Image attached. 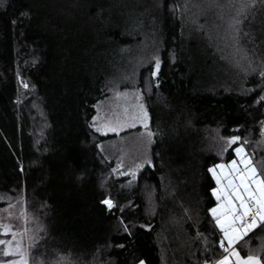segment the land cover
<instances>
[{
    "label": "trees",
    "instance_id": "16d2710c",
    "mask_svg": "<svg viewBox=\"0 0 264 264\" xmlns=\"http://www.w3.org/2000/svg\"><path fill=\"white\" fill-rule=\"evenodd\" d=\"M236 2L4 0L0 207L22 202L37 218L31 258L203 264L223 254L208 169L247 140L245 154L264 173V0L235 25L239 50L230 38ZM112 78L127 88L136 79L153 134L150 162L135 176L100 149L115 135L92 128ZM232 136L240 140L226 145ZM262 245L258 225L236 248L243 257Z\"/></svg>",
    "mask_w": 264,
    "mask_h": 264
},
{
    "label": "snow or ice",
    "instance_id": "6c2138e0",
    "mask_svg": "<svg viewBox=\"0 0 264 264\" xmlns=\"http://www.w3.org/2000/svg\"><path fill=\"white\" fill-rule=\"evenodd\" d=\"M3 4L4 0H0V6H3ZM254 6L255 0H238L234 5L236 8V18L233 20V28L236 34L230 38L233 40L234 44L237 45V50H239V29L235 28V25H239L241 23L239 17L244 16L247 11ZM22 15H27V13H23ZM154 59L155 66L151 73L153 78L157 76V72L161 65V61L158 57ZM255 71L256 70L253 69V72ZM260 76L264 78V69L260 70ZM25 87H27V85H25ZM137 99H139V96H137ZM260 99L264 100V96ZM139 107L142 112V118L146 121L147 112L143 111L144 105L141 104ZM146 126L145 124V127ZM110 130L116 131L115 128H111ZM97 131H99V129H97ZM147 135L149 137V143H151L153 134L149 131ZM261 136L264 138V121L261 122ZM239 140L240 138L238 136H232L225 141V144L233 145ZM247 143L248 141L245 140L240 147L234 148V151L240 157L239 163L243 165V168L237 167V161L235 160L228 166L233 173H239V175L235 177L239 180V184L230 182L228 188L231 189V191H228L224 196L217 195V189L212 190L213 195H216L218 201L222 198L227 201L224 206L218 204L217 207L209 209L222 233L220 248L223 250L224 254L219 260L215 261V264H262V261H264V245L255 251L249 249V254L243 257L237 251V248L234 247V245L242 241V239L258 225L264 226V173L258 174L256 168L252 166L250 159L246 158L243 145ZM146 163H148V161H146ZM140 167H143V165H137V168ZM215 167L223 169L225 165L220 164ZM113 171L115 172L116 170L113 169ZM208 171L213 173L214 178H216L213 168H209ZM129 174L135 176V171H130ZM220 182L221 181L217 179V184H220ZM240 189L243 191L241 192ZM233 199L237 203H233ZM101 203L106 205L109 210L115 207L114 202L108 197H105ZM9 207H11V205ZM253 208L256 209L255 214L252 213ZM22 218L25 225H27L29 221L26 211H22ZM121 223H123V221H121ZM39 230L38 228L36 231ZM127 230V227H125V231ZM0 235H10L12 237L11 240L0 239V255L11 257L10 259L0 260V264H43V262H37L34 258H31V250L35 246V241L37 239L31 229L24 227L21 231L17 232L12 230V225L0 223ZM18 236L19 239H17ZM26 239L32 241V243L25 246L24 240ZM59 259L62 264H68V261H70V254L67 258L61 256ZM141 264H143V262H141ZM205 264H208V262L206 261Z\"/></svg>",
    "mask_w": 264,
    "mask_h": 264
},
{
    "label": "rangeland",
    "instance_id": "374dc122",
    "mask_svg": "<svg viewBox=\"0 0 264 264\" xmlns=\"http://www.w3.org/2000/svg\"><path fill=\"white\" fill-rule=\"evenodd\" d=\"M231 1V4L236 2V0H227ZM238 1V0H237ZM219 2V1H218ZM237 3V2H236ZM235 3V4H236ZM234 4V5H235ZM155 66V60L154 64ZM153 66V68H154ZM136 80V79H135ZM132 81V85L127 87H120L124 79L120 78H112L108 81L106 85L107 96L100 100L96 105V113L92 119V128L101 134H114L117 138L115 142V146L113 149L115 150V154L122 158H127L129 160L137 159L141 155L143 157L146 155V152H149V137L147 133L150 131L148 128V113L147 120L144 121L142 118V112L139 105L143 104L144 109L146 111L144 96L142 91L136 86V81ZM125 83V82H124ZM139 96V99H137ZM95 118V119H94ZM145 124L147 125L145 127ZM134 125V126H133ZM111 128H115L116 131H111ZM120 136V137H119ZM113 137V138H115ZM236 147H240L236 146ZM113 154V150L111 151ZM234 158L226 164L218 163L216 165H225L223 169L216 168L215 166L211 167L215 172V181L217 189V195L224 196L231 189L228 188L230 182L233 184H239V180L236 179L239 173H233L231 168L228 167L232 161H237V167L243 168V165L239 163L240 157L236 154L233 149ZM246 158L249 157L246 155ZM118 168H121V171L127 173L130 171H137L140 168H137V165H144L146 162H115ZM253 166V165H252ZM213 176V173H211ZM214 177V176H213ZM217 179L221 182L217 184ZM242 192L243 190L240 189ZM216 204L212 207H217L218 204L224 206L227 201L223 198L221 200H217L216 195H213ZM233 203H237L233 199ZM7 205L5 207H0V223L10 224L12 225L13 231H21L24 227H27L32 230V233L37 237L36 231L38 228L41 229V225L38 222L37 218L29 216L27 211L25 210L24 204L22 202H16ZM22 211H26L28 216V224L25 225L24 220L22 218ZM216 222V220H215ZM31 234V233H30ZM0 239L11 240L12 237L10 235L3 236L0 235ZM19 239V236L17 237ZM32 243L30 240H24L25 246ZM11 257H4L0 255V260L10 259ZM142 261L137 264H141ZM144 264V263H143ZM210 264V263H208Z\"/></svg>",
    "mask_w": 264,
    "mask_h": 264
},
{
    "label": "crops",
    "instance_id": "0c3cea01",
    "mask_svg": "<svg viewBox=\"0 0 264 264\" xmlns=\"http://www.w3.org/2000/svg\"><path fill=\"white\" fill-rule=\"evenodd\" d=\"M116 139H117L116 137L115 138L105 139L99 145L101 151L103 152V154L108 159H113L115 162H146V161L150 162V154H149V152L148 153L146 152V155L144 157H143V155H141L139 158H137L135 160L134 159L129 160L127 158H122V157L118 156L117 153L115 154V150L113 149V147H116L115 146V142H114ZM112 150H113V154L111 153ZM225 244H226V242H225ZM234 247H236V245H234ZM222 255L218 259H216V260H219L222 257ZM215 261L212 262V263H210V264H215Z\"/></svg>",
    "mask_w": 264,
    "mask_h": 264
},
{
    "label": "built area",
    "instance_id": "2783aa9c",
    "mask_svg": "<svg viewBox=\"0 0 264 264\" xmlns=\"http://www.w3.org/2000/svg\"><path fill=\"white\" fill-rule=\"evenodd\" d=\"M255 212H256V209L253 208V209H252V213L255 214ZM249 222H250V221H249ZM203 264H205V263H203Z\"/></svg>",
    "mask_w": 264,
    "mask_h": 264
}]
</instances>
